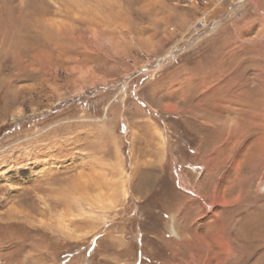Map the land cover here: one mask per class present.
Here are the masks:
<instances>
[{
  "label": "rangeland",
  "instance_id": "rangeland-1",
  "mask_svg": "<svg viewBox=\"0 0 264 264\" xmlns=\"http://www.w3.org/2000/svg\"><path fill=\"white\" fill-rule=\"evenodd\" d=\"M0 264H264V0H0Z\"/></svg>",
  "mask_w": 264,
  "mask_h": 264
},
{
  "label": "bare ground",
  "instance_id": "bare-ground-1",
  "mask_svg": "<svg viewBox=\"0 0 264 264\" xmlns=\"http://www.w3.org/2000/svg\"><path fill=\"white\" fill-rule=\"evenodd\" d=\"M65 227H66V226H64V228H65ZM171 231H172L173 234H175V229H174V228H172ZM248 262H249V261H248ZM242 263H243V262H242Z\"/></svg>",
  "mask_w": 264,
  "mask_h": 264
}]
</instances>
